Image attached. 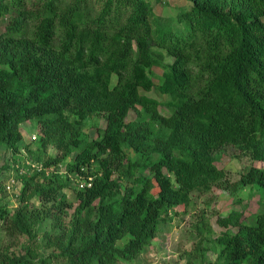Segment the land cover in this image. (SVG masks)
Returning a JSON list of instances; mask_svg holds the SVG:
<instances>
[{"label": "trees", "instance_id": "obj_1", "mask_svg": "<svg viewBox=\"0 0 264 264\" xmlns=\"http://www.w3.org/2000/svg\"><path fill=\"white\" fill-rule=\"evenodd\" d=\"M187 1L169 19L147 0H0V20L8 21L0 36V147L23 161L21 126L36 122L41 136L36 149L26 147L28 159L40 155L42 162L54 147L61 155L44 167L66 164L67 172L41 176L40 185L30 168L22 176V208L13 217L0 209L7 229L30 234V190L63 214L73 206L55 203L73 188L68 177L92 178L91 187L75 188L80 204L69 245L77 247L63 255L68 264L130 262L172 210L190 205L193 180L208 173L213 154L230 147L264 163V0ZM149 92L168 99L143 94ZM138 106L171 114L167 123L128 121ZM99 114L107 127L91 139L85 128ZM178 154L184 164L175 169ZM121 157L128 170L115 178ZM122 177L131 184L124 196ZM241 185L264 202V170L246 168ZM227 221L228 231L215 238L207 223L195 228L199 241L188 264H207L208 249L218 251L209 264H264V214L256 224L243 214ZM7 260L34 264L24 256Z\"/></svg>", "mask_w": 264, "mask_h": 264}, {"label": "rangeland", "instance_id": "obj_2", "mask_svg": "<svg viewBox=\"0 0 264 264\" xmlns=\"http://www.w3.org/2000/svg\"><path fill=\"white\" fill-rule=\"evenodd\" d=\"M147 1L153 3L157 15L169 19L176 18L179 8L190 5L187 0H164L160 4L156 3V0ZM6 20L7 18L0 20V36L6 30V24L8 23ZM165 61L170 62L171 60L165 55ZM155 73L159 75L161 70L159 68L155 69ZM115 81L116 78L114 77V84ZM155 82L157 83L158 80ZM143 94L163 102L168 99L160 96L157 92ZM157 111L159 112L158 114L146 112L138 106L130 112L128 121L145 120L146 118L147 120L157 121L161 118L162 121L167 123L168 117L171 114L170 110L164 106H160ZM106 127L107 120L104 114H99L90 119L86 125L85 132L91 139H95L103 134ZM21 131L24 135L23 144H27L35 134L38 137L39 135L41 136V131H38L36 122H27L21 126ZM36 148L33 147V149ZM57 155L60 156L61 153L59 154L54 147H49L42 154V162L40 155L39 161L36 160L35 162L40 166H44V161ZM182 158L183 156L180 154L177 155L174 164L175 169L184 164ZM11 160V150L0 147V209L1 207H5L7 211L6 216L13 217L24 204L22 199L24 182L16 179L17 172H13L11 177L10 170L5 169V165L11 163ZM211 160L212 163L208 173L201 179L195 178L193 180L192 184H194L195 190L192 194L190 205L187 208L176 207L172 210L166 216V222L161 225V231L154 237L148 247L132 261H120L117 264H188V259H190L188 253L194 252L195 246L199 241L195 228L198 225H202L203 222L213 229L214 238L228 231L230 225L227 218L229 216L238 217L239 214H243L249 224L257 223L258 216L264 214V202L261 201L260 195L252 193V187H243L241 179L246 168L253 166L264 170V163L253 161L246 153H242L237 149H231L230 147H223L211 156ZM71 161V158H69L68 163ZM65 165L63 164L62 166ZM113 168H115V178H117L120 173H125L128 170V161L121 157ZM53 170L67 175V172L61 171V169L58 170L57 167H54ZM165 172L176 183L174 173L170 172L168 168ZM38 175V181L41 185L45 180L41 176L48 175H42V173H38ZM11 178L16 181L14 193L8 192L6 188ZM122 178L125 181L121 184L120 192L121 196H124V191L131 184L125 177ZM18 181H20V184ZM68 181L70 182L68 187L73 188L61 190L55 203L56 206H60L63 203L67 206H73V208L65 207L66 211L63 214L58 212V210H52L53 203H45L42 196H38L35 192L32 193L34 189L27 193L25 203H29L27 211L32 216L31 222L27 224L29 235H23L15 231L13 233L7 229L0 215V264H9L7 258L11 260V258L22 256L27 257L34 264H42V260L46 264H68L63 252L77 247L76 243L69 245L73 234L77 230V213L75 209L80 204L75 188L79 187L78 189H81L86 183H90L85 178H80L76 175L69 176ZM39 189L40 186H38L36 191ZM80 218H84V214ZM231 230L232 233L238 231L235 228H231ZM128 241L129 238H126L119 241L118 245L123 247ZM206 255V263L209 264L210 262H215L218 251L208 249ZM192 262V264H199V261L196 260Z\"/></svg>", "mask_w": 264, "mask_h": 264}, {"label": "clouds", "instance_id": "obj_3", "mask_svg": "<svg viewBox=\"0 0 264 264\" xmlns=\"http://www.w3.org/2000/svg\"><path fill=\"white\" fill-rule=\"evenodd\" d=\"M38 136L35 134V135H33V137H31L30 138V141L27 143V144H24L23 145V143H22V145H23V147L21 148V151H20V154H18V157L19 158H23V161H19L18 163H15L14 162V160L12 159L11 160V163H8L10 166H11V168L9 169L10 171H9V173L11 174V176L13 175V172H17V174H16V179H19V180H21V182H23L22 181V176L21 175H19V173L18 172H20V170H18L17 168H16V165H19V166H26V164H27V162H30L31 164H36V165H38L39 166V164H37V163H35V162H32V161H30L29 159H28V156H27V151H26V147H30V148H32L33 149V147H34V145H35V143L38 141ZM23 142H24V140H23ZM12 158V157H11ZM256 162H258V161H256ZM262 163V162H261ZM63 165V164H62ZM42 168H43V171L42 172H37V173H43V172H45L48 176L49 175H52V174H60V172H55L54 170H53V168L54 167H57V166H53V167H50V168H48V169H46L44 166H41ZM62 167V166H61ZM59 168V166L57 167L58 168V170H60L61 169V171H64V169H63V167L62 168ZM29 172H31V171H29ZM64 172H66V171H64ZM86 181L88 182V181H90V183L88 182V183H86V185H84V186H82V188H84V187H86V186H88V187H91L92 186V182H93V179L92 178H90V179H86ZM18 183L20 184V181H18ZM23 184V183H22ZM16 187V185H14V188ZM7 188V187H6ZM14 193V192H13Z\"/></svg>", "mask_w": 264, "mask_h": 264}, {"label": "built area", "instance_id": "obj_4", "mask_svg": "<svg viewBox=\"0 0 264 264\" xmlns=\"http://www.w3.org/2000/svg\"><path fill=\"white\" fill-rule=\"evenodd\" d=\"M16 168L18 170H20L19 175H24L26 174L27 172L30 171V168L33 170L34 169V172L37 171V172H42L43 171V168L39 165H36V164H31L30 162H27L26 166H19V165H16ZM31 170V171H32ZM12 177V176H11ZM16 181L11 178V181L7 184V190L8 192L10 193H13L14 192V185H15Z\"/></svg>", "mask_w": 264, "mask_h": 264}]
</instances>
